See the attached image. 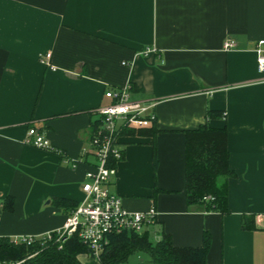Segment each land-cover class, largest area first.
<instances>
[{"label": "crops", "instance_id": "0c3cea01", "mask_svg": "<svg viewBox=\"0 0 264 264\" xmlns=\"http://www.w3.org/2000/svg\"><path fill=\"white\" fill-rule=\"evenodd\" d=\"M228 39L236 46L226 50ZM260 40L264 0H0V205L14 198L12 211L0 210V236L63 228L75 209L54 200L77 207L84 199L93 111L110 102L107 89L130 85L132 99L156 102V121L144 129L157 132L121 136L110 192L130 211L156 207L145 229L154 242L166 233L176 246L197 247L207 232L206 264H264ZM209 109L225 112L210 124L227 126L236 173L224 214L189 206L185 194L184 131ZM30 127L53 149L27 144ZM250 215L254 228L245 229Z\"/></svg>", "mask_w": 264, "mask_h": 264}, {"label": "trees", "instance_id": "16d2710c", "mask_svg": "<svg viewBox=\"0 0 264 264\" xmlns=\"http://www.w3.org/2000/svg\"><path fill=\"white\" fill-rule=\"evenodd\" d=\"M216 118H225V112L209 109L204 123L184 131L185 194L189 206L224 214L228 212V180L235 177L236 173L229 164L228 128L213 127L210 120ZM98 122L97 118L93 123L91 137ZM156 132L155 127L149 130L126 128L120 135ZM122 157L121 150L119 158H109L108 166L116 167ZM207 196L210 198L204 199ZM54 203L69 211L76 208V205L64 198L55 199ZM13 207L14 198L7 196L0 210L12 211ZM243 226L245 229H253L254 216H244ZM51 235V240L38 238L30 245L11 237L0 236V264H83L79 256L90 254L77 234L65 239L62 247L55 240L57 231L51 232ZM210 246L211 237L207 232L204 233L202 245L192 247L176 246L166 233H161L160 239L154 242L149 231H125L108 235V242L97 264H117L138 250L146 252L152 264H206Z\"/></svg>", "mask_w": 264, "mask_h": 264}, {"label": "built area", "instance_id": "2783aa9c", "mask_svg": "<svg viewBox=\"0 0 264 264\" xmlns=\"http://www.w3.org/2000/svg\"><path fill=\"white\" fill-rule=\"evenodd\" d=\"M263 44L264 40H260L256 48L257 70L260 73H264ZM235 46V41L228 39L223 47L229 50ZM50 56L51 53H46L41 55V59L48 64ZM105 96L110 102L94 109L93 112L99 122L90 139L89 148L83 149L84 155L93 158V166L86 173V180L82 185L84 199L67 217L63 228L57 231L55 239L59 247H62L65 239L77 234L98 263L108 242V235L125 231L142 233L156 222L158 215L155 206L146 211L126 209L121 198L110 192L108 188L110 178L116 173V167L108 166L109 158L121 156L120 132L126 128L142 129L152 126L156 121L154 112L156 102L132 99L130 85L109 88ZM26 142L37 148L53 149L45 133L36 127L28 129ZM209 198V196L204 197V199ZM38 238L51 240L52 235L48 233L39 237L22 236L13 239L30 245Z\"/></svg>", "mask_w": 264, "mask_h": 264}, {"label": "rangeland", "instance_id": "374dc122", "mask_svg": "<svg viewBox=\"0 0 264 264\" xmlns=\"http://www.w3.org/2000/svg\"><path fill=\"white\" fill-rule=\"evenodd\" d=\"M121 264H151V260L145 252H135L129 256L128 261Z\"/></svg>", "mask_w": 264, "mask_h": 264}]
</instances>
